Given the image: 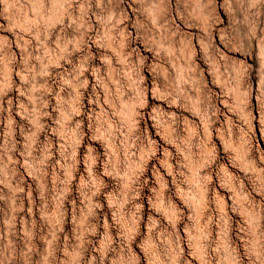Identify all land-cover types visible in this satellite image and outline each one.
<instances>
[{
	"label": "clouds",
	"instance_id": "clouds-1",
	"mask_svg": "<svg viewBox=\"0 0 264 264\" xmlns=\"http://www.w3.org/2000/svg\"><path fill=\"white\" fill-rule=\"evenodd\" d=\"M0 5L5 6L0 13V31L13 32L15 37L8 40L0 36V53L10 51L13 43L18 45L17 67L33 110L50 116L47 109L51 98H57L60 157L71 165L69 181L73 179L78 149L88 142L94 145L86 148L88 165L96 169L102 163L107 172L123 181L127 194L120 195L125 203L130 202L136 191L147 185L145 177L152 158L163 152L165 159L171 160L168 149L175 141L183 151L177 157L180 168L174 174H187L185 154H190L199 162L203 186L213 184L215 168L221 162L217 159L208 163L204 145L211 140L209 129L224 118L221 101L235 100L238 93L251 97V86L245 83L247 69L235 58H247L246 51L257 43L264 47V0H0ZM69 29L73 35L66 41L63 37ZM48 41L57 46L53 50L58 53L55 58H49L51 53L43 54ZM92 41L99 45L97 56L90 53ZM86 49L89 53L73 65L72 52ZM15 57L11 52L9 63ZM60 59L72 65V70H65ZM53 68L57 69L55 74ZM86 72L91 74V83ZM86 99L90 111L85 110ZM194 103L197 111L192 112ZM186 115L205 117L206 122L202 121V127L194 124L189 134ZM157 116L159 123L154 119ZM250 121L251 116L241 123L250 125ZM38 127L43 130L45 125ZM249 130L253 131L251 127ZM161 132H167V141L161 140ZM229 134L236 137L233 142L242 145L246 158L255 164L251 141L243 143L237 132ZM52 149L48 141L45 160L51 158ZM257 159L264 164V154ZM240 171L247 176L243 169ZM235 183L244 190L241 177H236ZM90 186L92 194L99 195L96 186ZM257 195L264 199V189ZM245 201L256 218L253 227L259 229L264 204L251 192ZM210 237L209 230L203 237L210 250L209 262L218 251L213 249ZM260 239H264V232L258 234L257 242ZM161 251L167 254L166 248ZM257 260L264 264V255H257ZM90 264H96L95 257ZM99 264H104L103 254Z\"/></svg>",
	"mask_w": 264,
	"mask_h": 264
},
{
	"label": "rangeland",
	"instance_id": "rangeland-1",
	"mask_svg": "<svg viewBox=\"0 0 264 264\" xmlns=\"http://www.w3.org/2000/svg\"><path fill=\"white\" fill-rule=\"evenodd\" d=\"M4 11L5 6L0 5V13ZM72 35L69 29L63 38L71 41ZM0 36L15 38L8 31H0ZM47 43L43 54L51 53L49 58H55L56 44ZM67 46L73 47L71 43ZM99 51V45L92 41L90 53L97 56ZM11 52L16 57L9 63ZM88 53V49L83 53L73 51V65ZM0 56V264H90L93 257L99 264L107 243H113V250L104 264H260L257 255H264V239L257 242V236L264 232V211L256 229V218L245 196L251 192L255 200L264 204L257 195L264 189V164L257 159L264 154V47L257 43L246 51L247 58H235L247 69L245 83L251 86L252 94L245 98L238 93L235 100L221 101L224 118L209 129L211 140L204 145L205 160L221 162L215 168L213 184L203 186L199 162L190 154H185L187 174H174L180 168L177 157L183 150L172 141L173 147L168 149L172 159L166 160L163 152L153 157L145 177L144 195H139L140 188L127 203L120 195L127 194L123 181L107 172L102 163L96 169L88 165L90 154L86 148L94 146L88 142L78 149L73 179L68 180L71 165L60 157L57 98H51L47 109L50 116L34 111L17 67L18 45L13 43L11 50L5 49ZM59 64L72 70L65 59H60ZM52 71L55 74L57 69ZM84 75L91 83V74ZM216 80L219 82L218 76ZM84 103L85 110L90 111L88 100ZM190 111H197L195 103ZM250 116V125L241 123L249 121ZM154 119L160 122L159 116ZM202 121L206 122V118L186 115L187 132L194 131V124L202 127ZM41 124L45 125L43 130L38 127ZM230 132H237L243 143L251 141L255 164L246 158L242 145L233 142L236 137ZM160 137L163 141L169 139L167 132H161ZM48 141L53 149L51 158L45 160ZM236 177L244 180V190L236 186ZM92 184L99 195L92 194ZM167 185L171 187L168 195L162 192ZM209 230L213 249H218L211 262L210 250L203 243ZM165 248L166 255L161 251Z\"/></svg>",
	"mask_w": 264,
	"mask_h": 264
},
{
	"label": "bare ground",
	"instance_id": "bare-ground-1",
	"mask_svg": "<svg viewBox=\"0 0 264 264\" xmlns=\"http://www.w3.org/2000/svg\"><path fill=\"white\" fill-rule=\"evenodd\" d=\"M147 179V178H146ZM103 187H105L106 188V184L105 183H103ZM170 185H167V187L165 188V189H163L162 190V192H164V194H167L168 195V193H169V191H170ZM143 189H144V187H142V189L141 190H139V195L140 196H143L144 194H143ZM142 201V200H141ZM179 220L177 219V222H178ZM108 231V230H107ZM110 233V232H109ZM109 235V234H108ZM111 247H113V243L112 244H110L109 245V243H107L104 247H103V256H104V260H106V257H108V255H110V253H112V248ZM115 260V259H114ZM124 263V262H123ZM115 264H121V263H119V262H115ZM125 264V263H124Z\"/></svg>",
	"mask_w": 264,
	"mask_h": 264
}]
</instances>
